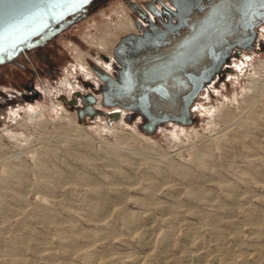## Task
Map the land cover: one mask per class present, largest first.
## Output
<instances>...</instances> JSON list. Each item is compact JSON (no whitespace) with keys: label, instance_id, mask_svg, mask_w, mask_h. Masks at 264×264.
Returning a JSON list of instances; mask_svg holds the SVG:
<instances>
[{"label":"rangeland","instance_id":"374dc122","mask_svg":"<svg viewBox=\"0 0 264 264\" xmlns=\"http://www.w3.org/2000/svg\"><path fill=\"white\" fill-rule=\"evenodd\" d=\"M131 1L144 6L149 0H108L99 4L87 19L68 29L47 46L50 52L57 55L63 75H82L95 83L99 81L95 68H105V63L99 56L103 54L92 45V39L105 38L112 43L115 40L112 35L119 33L116 28L123 23L125 14L136 22ZM260 37L264 41L261 35L257 39ZM76 48L83 53L86 69L80 67L82 64L75 52ZM240 61L231 62L230 67L234 71L227 74L219 85L211 87L193 106V116L197 118L195 122L191 125L174 124L154 136L136 129L134 124H138V120L113 123L112 131L104 129L107 125L98 120L87 121L89 117L80 123L77 113L69 109L58 95H64L62 99L70 102L81 90L92 92L90 88L79 84L77 78L73 79L74 82L67 80L60 87L56 80L51 84L45 75H34V66L29 65L28 70H25L14 64L7 81L0 85V90L10 91L13 90V84L32 80L41 92V97L35 103L25 104L20 110L12 107L8 110L11 105L8 103L9 98L4 96L0 99V104L8 105L5 111L6 108L0 107L5 114L2 116L8 117V124L0 128V145L4 146L0 155L7 152V155L0 156V264H10L11 251H17L19 259L23 258V254L29 258L38 257V243L51 247L54 243H45L65 231L71 221L81 223L84 216L79 212L86 211L95 202L91 200L92 187L102 189L111 198H108L109 204L124 201L132 204L133 200L120 198L119 190L146 187L153 181L154 165L161 169L162 176L157 195L162 200L181 205L179 210L184 211L185 218L194 222L196 213H212L218 205H234L242 209L238 203L245 207L264 206V198L260 197L264 195V188L254 187L244 196V184L237 185L238 203L234 201L229 188L235 178L233 170L244 169L253 158L240 141L244 138L242 132L246 131L243 123L256 122L251 128L264 146V85H260L256 93L250 92L252 79L264 80V71L260 68L264 62V51L243 61L244 69L238 73L234 66ZM44 65L40 64V67ZM245 93H250L254 99L247 97V101H242L240 97ZM236 94L239 95V103L233 101ZM7 95L14 96L11 93ZM222 106L232 111L228 121L218 116V119L211 117L205 112L206 108L214 110ZM73 109L77 111L78 108L76 106ZM239 119L240 123L237 122ZM180 126L185 127L184 133L180 131ZM176 131L179 132L178 137ZM82 132L88 136V140L78 136ZM13 133L22 136L14 140ZM144 136L151 137L152 141ZM245 139L249 140L250 136ZM15 153L18 161H3L6 156ZM118 153L126 154L132 163L116 161ZM200 155L210 164L209 169L202 167ZM259 163H254L255 168L250 165L255 174L262 169L264 173V167ZM174 166L179 171L194 173L196 179L189 180L184 175L173 173ZM118 169L120 173H116ZM111 174H114L113 178L108 181L106 175L112 177ZM258 178L264 180V174ZM169 188L176 190L170 196ZM192 191H195L193 195ZM141 192L130 188L124 195L139 197ZM196 193L199 197L192 199L191 196ZM240 215L246 218L242 210ZM249 241L248 238L245 240Z\"/></svg>","mask_w":264,"mask_h":264},{"label":"water","instance_id":"95a60500","mask_svg":"<svg viewBox=\"0 0 264 264\" xmlns=\"http://www.w3.org/2000/svg\"><path fill=\"white\" fill-rule=\"evenodd\" d=\"M107 1L0 0V68L50 45ZM150 11L158 21L142 12L147 26L139 22L140 34L123 37L114 49L120 64L117 79L95 70L107 84L102 91L105 109H117H96L98 91L89 86L92 92L80 95V123L89 117L87 121L112 126L124 117L127 123L138 120L134 127L153 136L174 124L191 125L197 120L193 106L233 71L231 62L251 47L264 25V0H166L161 9ZM30 89L9 98L8 110H20L41 97L35 87V99L22 100ZM3 116L0 128L8 124Z\"/></svg>","mask_w":264,"mask_h":264},{"label":"bare ground","instance_id":"6f19581e","mask_svg":"<svg viewBox=\"0 0 264 264\" xmlns=\"http://www.w3.org/2000/svg\"><path fill=\"white\" fill-rule=\"evenodd\" d=\"M123 12L125 13L124 10ZM125 15L126 17L122 18L123 23L116 28L119 33L112 35L115 39L112 43L105 38L92 39L94 48L99 50L103 56L108 54L109 56L106 57H109L111 61L114 59V49L123 35L140 33L137 25L139 22H134L128 18L127 14ZM140 21L147 24L145 21ZM259 33L264 37V25L260 27ZM75 52L78 53L81 60L82 65L80 67L86 69L83 53L77 51V48ZM103 65H105V69L110 71L111 62ZM234 67L240 73L244 69L243 61L236 63ZM260 68L264 71V62ZM232 69L234 71V68ZM256 74L259 72L256 71ZM263 82L262 79H252L250 82L252 91L250 92L256 93L259 86L264 85ZM88 93L86 90L77 92V96L74 97L76 102L72 103L70 100L69 104L72 103L77 108H83L80 95ZM94 95L97 98L96 109H103L101 94L94 93ZM247 97L254 99V96L250 97V93H245L240 98L242 101H247ZM240 98L236 94L233 101L239 103ZM8 103L11 104V101ZM7 106L0 104V107L6 108L4 111L7 110ZM114 109L117 108H112L109 111ZM4 111L0 109V116L3 115ZM205 112L211 117L218 116L223 121L230 120L232 115V111L230 112L229 108L226 109L224 106L214 110L206 108ZM241 120L239 119L237 122L240 123ZM123 121L124 117L120 122ZM255 125V121L252 124L243 123V128L246 131L242 132L244 138L240 140L253 157L248 164L254 168L256 167L254 163L257 164L258 162L264 167V155L261 156L262 152L264 153L263 141L252 131ZM113 128V125L104 127L108 131H112ZM179 129L181 132H185V127L180 126ZM178 133H176L177 137ZM20 136L22 135L13 133L12 137L17 140ZM78 136L85 141L88 140V136L83 132ZM248 136L250 139L246 140L245 137ZM144 137L148 141H152L151 137ZM1 145L0 154L1 151H4V146ZM16 153L13 156H6L3 161H18V158H15ZM2 154L5 156L7 152ZM17 155L20 157V154L17 153ZM198 157L199 160L203 161L201 162L202 167L209 169L210 164L205 162L201 155ZM116 161L120 163L131 162V159L124 153H118ZM250 165L240 171L233 170L235 178L228 186L233 192V199L236 203H238L236 199L239 200L237 197L239 194H236L237 185L244 184L245 189L242 193L244 196L254 187L264 188V180H258V177L264 174L263 169L255 174ZM172 171L175 174L184 175L189 180L196 179L194 173L179 171L176 166L173 167ZM120 172V169L116 171V173ZM160 172L161 169L154 165V175L151 176L153 181L146 187H126V189L119 190L121 191L119 193L120 198L133 200L130 205L127 204L128 201L109 204L108 200L111 198L105 195L102 189L96 186L92 187L90 189L91 200L95 202L91 203L86 211L79 212L84 216L81 223L75 220L71 221L65 231L57 234V237L51 242L45 243H54L51 247L38 243L36 248L39 251V256L36 258H29L23 254V258L19 259V257L17 258V251H11L10 264H264V206L245 207V205L238 203L242 205V209L240 206L218 205L212 213H196V222H194L185 218L184 211L179 210L181 205L178 206L175 202L162 200L157 195L160 188L159 179L162 178ZM111 175L112 177L106 175L108 181L112 180L114 174ZM130 188L142 191L139 193V197L129 198L126 194L125 196L124 193L130 191ZM48 190L53 191V189ZM175 191V189L169 188L168 195H172ZM193 192L195 191H192V195ZM198 197L197 193L191 196L192 199ZM260 197L263 199L264 195ZM205 199H210V197ZM241 210L246 218H242L240 215ZM247 238L250 240L249 242H245Z\"/></svg>","mask_w":264,"mask_h":264},{"label":"flooded vegetation","instance_id":"af4514ba","mask_svg":"<svg viewBox=\"0 0 264 264\" xmlns=\"http://www.w3.org/2000/svg\"><path fill=\"white\" fill-rule=\"evenodd\" d=\"M162 2L166 3V0H149L143 6V4H139L137 2L131 1L130 6L133 9V16H134V18H136V21L141 22L140 20H142V19L140 17V14L142 12H146L148 18L154 19L157 22L158 19L151 13L150 8L153 7V6H156L159 9H161L162 8ZM152 15H153V17H152ZM144 25L147 26V24H144ZM258 33H259V30H258ZM138 34H140V33H138ZM259 35L260 34H258V37H259ZM250 44H251V47L248 50H243V53H242V56H241L240 60H242V61L249 60L253 56H255L256 53L264 51V41L262 40L261 37L259 39H256L253 43H250ZM261 45H263V46H261ZM57 60H58L57 55L54 52H50L48 50L47 46H46V47H43V48H39V49H37L35 51L26 53L24 55L23 60H21L19 62V64H17V65L21 66L25 70H28L29 65L34 66L36 68L35 71H33L34 75H41V74L45 75L48 78L47 81L50 82L51 84L55 83V80H56V82L59 83L60 87H63L62 85L65 84L67 80H70V81L74 82L73 79L77 78L78 81H79L78 82L79 84H81V85H83V86H85L87 88L89 86L94 87L98 91L97 93L101 94V96H102V91L107 88V84L104 81H102L98 76H97V78H98L99 81L97 83H95L94 81L90 80L89 78H85L82 75H79L77 77H74L72 75H67V74L63 75L61 73V69L59 68V64H58ZM109 60L111 62L110 71H108L105 68H101V69L95 68V69L107 72L114 79H117V74H118L117 68L120 67V64L117 61H115L114 59L112 61H111V59H109ZM104 62L106 64L110 63V62H106V61H104ZM40 64H42V65L45 64V65L40 67ZM13 65H5V66L0 68V85H3L5 83V81H7V78H8L7 76L11 72L10 68ZM233 65H234V63L232 64V67H233ZM95 73H96V71H95ZM35 87H36L35 83L32 80L28 81L27 83H22L21 82L20 84H13V90H10V91H7V90H3L2 91V90H0V95H1L0 99L2 97H4V96L8 97V98H11L13 96V95L9 96V95H7V93H11V94H14V95L18 94L19 95L22 92H25L28 88H31L30 89L31 90L30 93H27V96L23 97L24 100H26V101L29 100L30 101L31 99H35V96L37 95V91L35 89H33ZM4 88L7 89V87H5V86H4ZM97 93H95V94H97ZM58 96H60L59 98L61 100H63L62 97H64V95L59 94ZM72 100L73 99H71V101ZM63 102L69 109H71L72 111L77 113V111H75L73 109V108H76L75 104H72V103L69 104L68 100H66V102L63 100ZM103 108L105 109L106 107L103 105Z\"/></svg>","mask_w":264,"mask_h":264}]
</instances>
